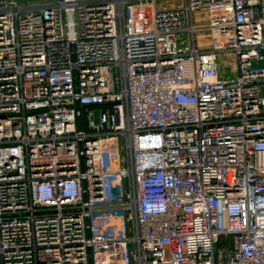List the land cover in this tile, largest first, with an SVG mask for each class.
<instances>
[{"label": "built area", "instance_id": "1", "mask_svg": "<svg viewBox=\"0 0 264 264\" xmlns=\"http://www.w3.org/2000/svg\"><path fill=\"white\" fill-rule=\"evenodd\" d=\"M158 1L0 0V264H264V0Z\"/></svg>", "mask_w": 264, "mask_h": 264}, {"label": "crops", "instance_id": "2", "mask_svg": "<svg viewBox=\"0 0 264 264\" xmlns=\"http://www.w3.org/2000/svg\"><path fill=\"white\" fill-rule=\"evenodd\" d=\"M198 15H200V16H201V14H198ZM204 36H205V38L202 40V42L206 44V42H207V37H206V34H205Z\"/></svg>", "mask_w": 264, "mask_h": 264}, {"label": "rangeland", "instance_id": "3", "mask_svg": "<svg viewBox=\"0 0 264 264\" xmlns=\"http://www.w3.org/2000/svg\"><path fill=\"white\" fill-rule=\"evenodd\" d=\"M158 2H159V5H160V4H162V5L165 4V2H163V1H161V0H159Z\"/></svg>", "mask_w": 264, "mask_h": 264}]
</instances>
